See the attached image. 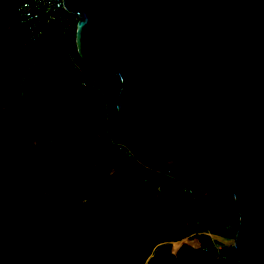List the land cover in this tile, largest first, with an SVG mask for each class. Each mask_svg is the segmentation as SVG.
Wrapping results in <instances>:
<instances>
[{
	"label": "trees",
	"instance_id": "1",
	"mask_svg": "<svg viewBox=\"0 0 264 264\" xmlns=\"http://www.w3.org/2000/svg\"><path fill=\"white\" fill-rule=\"evenodd\" d=\"M25 1L0 0V264H238L212 237L239 226L222 179L123 123L121 82L80 58L78 21L28 41ZM187 238L200 248L173 255Z\"/></svg>",
	"mask_w": 264,
	"mask_h": 264
},
{
	"label": "water",
	"instance_id": "2",
	"mask_svg": "<svg viewBox=\"0 0 264 264\" xmlns=\"http://www.w3.org/2000/svg\"><path fill=\"white\" fill-rule=\"evenodd\" d=\"M129 127L179 140L232 193L238 264H264V0H64Z\"/></svg>",
	"mask_w": 264,
	"mask_h": 264
},
{
	"label": "built area",
	"instance_id": "3",
	"mask_svg": "<svg viewBox=\"0 0 264 264\" xmlns=\"http://www.w3.org/2000/svg\"><path fill=\"white\" fill-rule=\"evenodd\" d=\"M17 13L25 28L26 39L31 42H37L43 38L55 25H60L65 32H69L73 30L75 22L79 19L65 7L64 0H27L18 6ZM188 191L192 193L191 190ZM183 244H189L195 249L200 248L199 242L187 238L173 243L172 254L178 255Z\"/></svg>",
	"mask_w": 264,
	"mask_h": 264
},
{
	"label": "rangeland",
	"instance_id": "4",
	"mask_svg": "<svg viewBox=\"0 0 264 264\" xmlns=\"http://www.w3.org/2000/svg\"><path fill=\"white\" fill-rule=\"evenodd\" d=\"M55 223L59 222V218L56 217L54 220ZM212 237L215 242H217V246L219 249L232 246L235 243L236 233L233 229L230 228H219L218 230H214L212 233ZM198 245V243H196ZM175 247L177 246L174 245ZM174 248V247H173Z\"/></svg>",
	"mask_w": 264,
	"mask_h": 264
}]
</instances>
